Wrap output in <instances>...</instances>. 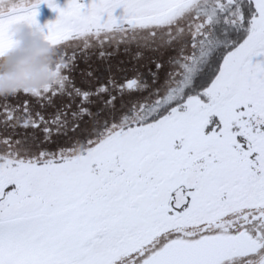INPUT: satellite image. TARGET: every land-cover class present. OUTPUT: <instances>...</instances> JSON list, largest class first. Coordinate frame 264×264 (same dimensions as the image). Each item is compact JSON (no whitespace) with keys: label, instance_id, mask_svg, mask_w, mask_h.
<instances>
[{"label":"snow or ice","instance_id":"obj_1","mask_svg":"<svg viewBox=\"0 0 264 264\" xmlns=\"http://www.w3.org/2000/svg\"><path fill=\"white\" fill-rule=\"evenodd\" d=\"M21 24L59 57L0 96V264H264V0H0V57Z\"/></svg>","mask_w":264,"mask_h":264},{"label":"clouds","instance_id":"obj_2","mask_svg":"<svg viewBox=\"0 0 264 264\" xmlns=\"http://www.w3.org/2000/svg\"><path fill=\"white\" fill-rule=\"evenodd\" d=\"M12 48L0 57V96L53 81L51 65L59 54L43 36L26 24L13 28Z\"/></svg>","mask_w":264,"mask_h":264},{"label":"rangeland","instance_id":"obj_3","mask_svg":"<svg viewBox=\"0 0 264 264\" xmlns=\"http://www.w3.org/2000/svg\"><path fill=\"white\" fill-rule=\"evenodd\" d=\"M56 2L60 7H63L66 4L67 0H56ZM57 15H58L57 11L49 8L47 4L40 3L37 5L36 19H37L38 24L41 25V27H44L50 21H54ZM45 31H46V28H45ZM73 55L76 56L77 58L81 57V54L78 52L73 53L71 50L66 52V56H73ZM120 55L121 54H118L116 57L123 58ZM96 59H97V62H101L97 56H96ZM116 60H118V58L113 59V62Z\"/></svg>","mask_w":264,"mask_h":264},{"label":"flooded vegetation","instance_id":"obj_4","mask_svg":"<svg viewBox=\"0 0 264 264\" xmlns=\"http://www.w3.org/2000/svg\"><path fill=\"white\" fill-rule=\"evenodd\" d=\"M120 54H121L120 56L123 57V54L122 53H120ZM81 56H82V54H81ZM116 58L121 59L119 57H114L113 59H116ZM74 62L77 65V70H76V72L73 73V75L77 76V78H78V76H79V70L86 68L87 65L85 64V62H84V60L82 58H77V59H75ZM114 62H116V61H114ZM89 63H93L94 65L100 64V62H97L96 56H93L92 57V60H90ZM77 83H78V79H77Z\"/></svg>","mask_w":264,"mask_h":264}]
</instances>
